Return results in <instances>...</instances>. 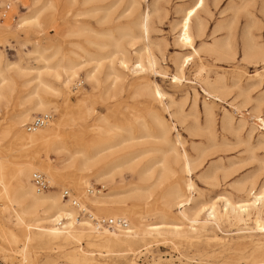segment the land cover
I'll use <instances>...</instances> for the list:
<instances>
[{
    "label": "rangeland",
    "instance_id": "obj_1",
    "mask_svg": "<svg viewBox=\"0 0 264 264\" xmlns=\"http://www.w3.org/2000/svg\"><path fill=\"white\" fill-rule=\"evenodd\" d=\"M57 1L59 9L58 13L56 12V23L43 19L39 27L23 25L22 19L33 10L32 0H21L23 7L14 6L12 12L7 13L5 21L0 23V52L3 53L4 61L13 68L11 70L13 92L10 103L0 105V163L4 166L5 182L0 181V264H25L23 261L25 257L31 260V264H76L71 259L75 254L80 258L107 264H122L124 259L117 255L114 249H100L89 245L85 238L64 245L45 244L37 236L44 231L43 227L17 225L15 222V214L21 213L23 208L12 200L18 184L14 170L27 163L40 166L39 170L48 176L51 183L47 191L61 194L64 189H70L97 218H110L114 216L113 213H117L119 217L131 215L135 222L134 217L139 213L145 217V222L153 223L162 221L161 215L156 211L166 208L161 195L165 188L163 186L155 192L154 199L151 200L153 203L147 206L140 207V203L135 198H131L133 200L129 199L127 204L118 205V209L113 207L107 212L98 211L86 199L87 196H93L89 194V188L77 184L76 179L80 176L77 163L69 160L67 154L56 153L52 148L40 150L26 148L27 146L23 145V140L18 136L21 130L25 131V134L29 132L25 126L21 127L19 122L24 119V110L31 106L30 102L33 100L30 101L29 95L36 86V81L33 80L35 75L33 68L38 62L35 60L34 44L41 43L53 49L62 46L66 51H70L79 50L75 45L77 42H86L84 44L89 47L90 52H98V48L87 43L90 39L97 40L96 34L78 37L69 32L68 26L64 25L60 18V11L66 0ZM195 1L157 0L155 8V0H143L140 12L145 10L151 12L149 40L125 42L127 52H130L128 55L131 63L136 61L138 50L149 43L151 51L158 57L159 70L165 74L163 72L155 74L152 71L133 74L125 70L124 78L113 84L115 78L107 79L110 62L106 60L97 86L87 81L83 68L69 88L62 87L56 79L49 78L48 83L54 88L63 89V92L46 95L51 103L48 114L52 118L48 123L49 126H45L42 128L44 130L39 132L51 138L58 135L59 140H66L75 146L79 144L81 137L90 139L91 134L86 128H96L97 117L101 114L111 116L115 127L120 126L125 129L133 123V115L136 113L141 114L150 123H152L151 115L164 117L171 124L176 125L173 135L182 138L180 149L192 162L191 174L182 172L177 165L178 172L175 176L176 180H181L179 182L182 185H185L183 181L188 178L193 181L195 190L192 195L194 198L192 207L226 194L239 200L246 196L245 193L238 191L242 184H250L253 181L258 184L264 182V130L258 128L251 137L248 130L252 123L251 119L256 120L258 116L264 118V78L262 82L255 78L257 73H263L256 46L259 44L264 48V0H220L217 4L214 0H206L204 9L199 12V20L204 23V34L196 38L197 53L179 44L177 27L178 21L184 15V9L194 5ZM103 4L113 6L114 10L108 25L102 28L97 22V17H79V20L87 22V25L89 24L97 32L116 25L122 27L133 25L136 16L128 18L123 15L127 7L126 1L107 0ZM96 5L90 3L82 7L76 6L73 11L77 12L81 8L91 9ZM70 19L74 24V18ZM192 30L197 34L196 20ZM115 36L119 37V33L116 32ZM103 40L105 41L103 37L99 39V41ZM113 43L112 39L111 46L101 52L114 54L117 49ZM253 53L254 57H252ZM190 54L193 59L185 67L181 82L175 83L173 76L177 73L176 63H180ZM82 56H85L84 52ZM119 57L121 54L117 59ZM74 58L82 59L79 56ZM115 66L117 67V62ZM204 78L216 80V84L222 89L216 92L221 96L220 98L205 93L207 86ZM149 82L152 85H159L165 93L166 105H164L167 109L152 96L149 90L142 89ZM221 91H224L223 94ZM196 92L199 93V105L195 108ZM205 101L213 105L215 123L211 128L204 115ZM85 105L94 108L95 112L86 115ZM258 105L259 110L256 111ZM237 107L247 114L249 123L239 130L237 126L241 114L237 113ZM225 111L234 116L236 130L223 128L222 118ZM44 114L32 111V119L25 124L32 122L38 116H45ZM7 127L11 128L12 133L4 137L3 130ZM120 133L129 136L127 130H121ZM137 143L142 145L130 147L129 144L127 149L117 153L119 156L125 155L123 162H132L131 154L134 152L137 155L141 149L151 147L155 150L142 159L134 161L151 162L153 158L156 160L163 157L159 149L168 150L167 145L152 140L148 143L140 140ZM140 169L141 166L138 171ZM124 174L123 182L120 177L117 178L119 186L139 182L138 173L133 170L126 169ZM90 182L92 189L109 191L108 182H97L94 178H91ZM102 184L106 187L104 188ZM172 210L171 218L167 220L176 221L179 209L175 207ZM39 211L42 214L43 208ZM189 212L193 213V208ZM31 219L28 214L24 215L25 223ZM210 222L207 231L203 233L204 236L194 239L191 243L173 241L171 236L160 238L152 236L147 242L134 246L127 253V258L129 260L133 258L135 264H264V212L259 218L253 215L246 224L228 220ZM26 232L31 235V240L26 243L27 249L24 253H16V246L10 243V236L14 233L24 243ZM214 235L223 240L207 238Z\"/></svg>",
    "mask_w": 264,
    "mask_h": 264
},
{
    "label": "bare ground",
    "instance_id": "obj_2",
    "mask_svg": "<svg viewBox=\"0 0 264 264\" xmlns=\"http://www.w3.org/2000/svg\"><path fill=\"white\" fill-rule=\"evenodd\" d=\"M32 1L34 6L33 10L22 19L23 25L39 27L43 19H47L51 23L57 22V10L59 9L57 0ZM105 1L107 0H83L82 2L79 0H66L60 11V18H62L63 24L68 26L69 32L72 35L78 37L92 33L97 35V40L90 39L87 43L98 48V52H90L88 50L89 47L84 44L86 42H77L75 45L79 50L70 51H66L62 46L53 49L52 47H45L41 43L34 44L35 60L38 62L33 68L35 72L33 80L36 81V86L29 95L31 98L30 101L33 100L30 102L31 106L24 110V119L19 122L21 127L25 126L27 129L29 123L25 124V122L32 119V111L45 113V116L49 115L48 111L51 107V103L48 101L46 95H57L63 92V89L54 88L49 84V78H54L61 83L62 87L69 88L83 68L86 72L87 81L97 86L100 82V74L104 68V61L106 60L110 62V72L107 73V79L115 78L113 84H116L118 80L124 78L123 73L125 70L133 74H142L147 71H152L155 74L163 72L159 70L158 57L151 51L149 43L138 50L136 55L137 58L134 63H131V59L128 55L129 51L127 52L125 46V42L133 43L137 40L148 42L149 40L151 31V12L150 10L140 12L143 0H121L127 3L123 15L128 18L136 16L132 26L122 27L116 25L113 28L108 27L97 32L90 27L89 24L87 25V22H81V20H79V17H97V22L102 28L108 25L111 22V15L114 13L112 14L113 6L103 4ZM214 1L215 4H217L220 0ZM18 2H21V0H18ZM90 3H96L97 5L91 9L81 8L78 9L77 12L73 11V8L76 6L82 7ZM156 3L157 0L154 2L155 8ZM205 4L206 0H196L194 5L184 9V15L177 24L179 29V44L183 48L192 49L195 53H197V49L195 48L196 38L202 37L204 34V23L199 20V12L204 9ZM71 17L74 18V24L70 19ZM194 20L197 21V34L193 33L192 30ZM116 32L119 33V37L115 36ZM102 37L105 38V41H99ZM112 39L114 40L113 45L117 51L112 55L102 53L101 51L111 46ZM257 47L260 65L263 66V73H257L255 78H258L259 81L262 82L264 78V48L259 44L256 48ZM49 51L52 52L48 53ZM83 52L85 56H82ZM119 54H121V57L117 59ZM74 56H79L82 59H75ZM252 57H254V53ZM192 59L193 57L190 54L184 57L180 63H176L177 73L173 76L175 83L181 82L182 73ZM116 62L117 67L115 66ZM12 69V66L4 61L3 53L0 52V105H8L10 103V96L13 92ZM204 83L207 86V89L204 90L207 95H213L215 98L221 97L216 94L221 88L216 84V80L212 81L210 78H207L204 80ZM142 89L149 90L152 96L163 104L164 108L167 107L164 103V99L166 98L165 93H163L159 85H152L149 82L143 86ZM223 92L221 91V94H223ZM198 95L199 93L196 92L194 98L195 108L199 105ZM84 108L86 115H91L95 112V109L88 105H85ZM236 110L237 113L241 114V119L238 121L237 126L239 130L248 126L249 123L246 118L247 114L243 113L239 107H237ZM255 110H259V105ZM204 115L211 128L215 123L213 105L206 101L204 102ZM133 116V123L125 129L120 126L115 127V123L111 116L99 115L97 117L98 123L95 125L96 128H86V131H89L91 134L90 139L86 140L84 137H81L82 139L79 141V144L77 143L75 146L71 145V143L66 140H59L58 135L55 138L41 135L39 132L43 131L44 129L42 128L45 126H49L48 124L29 132L27 129V135L24 133L25 131L21 130L18 136L23 140V145L27 146L26 148H35L36 150L52 148L56 153L67 154L69 160L73 163H77V170L80 172V176L76 179L78 185L86 186L90 190L92 189V183L90 182L91 178H94L97 182H108L110 184L109 191H94L92 193L93 196L86 197L89 203L98 211L107 212L113 207L118 209V205L127 204L128 200L131 198H135L140 203V207L144 205L147 206L153 203L151 200L154 199L155 192L164 186L165 188L161 195L166 208H160V211H156L157 214L161 215L162 221L153 223L145 222V217L136 213L134 222L131 215H129L131 217L128 218L129 216L119 217L117 213H113L114 216L110 218L124 219L128 223V226L126 228L117 229L109 227H102L99 229L89 218H80L79 210L69 200L64 198L62 193L59 194L47 190L39 191L33 182V173L36 172L35 170L43 174L45 173L39 170L41 169L40 166L34 163H27L20 165V167L14 170V175H16L18 184L12 200L23 208L21 213L15 214L16 224L43 227L44 231L37 236L45 244L64 245L76 239L85 238L89 245L100 249H114L117 255L124 259L122 264H135L133 258L131 260L127 258V253L137 244L147 242V239L152 236L156 238L171 236L173 241L191 243L194 239L204 236L203 233L207 231L208 226L211 224V220H215L216 222L222 220L238 221L239 223L246 224L253 215L259 218L261 213L264 212V182L258 184L254 181L250 184H242L238 188L239 192L246 194L245 197L239 200L234 199L230 194H226L219 197L217 196L218 198L214 200L211 199L209 202L199 203L192 207V203L194 202L192 195L195 190L193 181L190 178L185 181L182 180L183 183H185V185H182V183L179 182L181 180L178 181L175 179L178 172L177 165L180 166L179 168L182 172L188 175L192 173V162L188 155L180 149L182 138L180 139L179 135H173L176 125L174 126L166 118L160 117L159 115H151L152 123L148 122L141 114L136 113ZM234 120V116L228 111H225L222 118L223 128L228 130L235 129ZM251 120L252 123L249 126L250 129H248L250 137L258 128L264 130V118L258 116L256 120ZM121 130H127L129 136L126 137L122 135L120 133ZM11 133L12 130L10 127L3 130L4 137H7ZM140 140H145L146 143L151 140L160 142L163 145H167L168 150L163 151L159 149L163 157L157 158L156 160L153 158L151 162H141V160L134 161L135 159H142L155 150L151 149V147L150 149H141L137 155H135L134 152L131 154L132 162H123L125 155L119 156L117 153L127 149L129 144L131 145L130 147H136L139 146V144L142 145L141 143H137V141ZM47 163L49 164V162ZM140 166L141 169L138 171ZM126 169L138 173L139 182L119 186L117 178L120 177L123 182ZM3 177L4 166L0 163V181L2 180V182L5 183ZM48 180L51 183L49 178ZM103 187L105 188L106 185H103ZM120 189L122 190L119 191ZM78 200L82 206L87 208L80 198ZM175 207L179 209L178 218L176 217L177 220H167V218H171V210ZM40 208H43L42 214H40ZM192 208L194 212L190 213L189 210ZM25 214L32 217L27 223L24 222ZM94 218L98 221L108 219L103 217L97 218L95 216ZM84 219H88L91 222L82 221ZM207 238L219 241L223 240L217 235L213 237L207 236ZM30 240L31 235L28 232L25 233L24 243L18 239L16 234L12 233L10 236V243L16 246V253H24L27 249L26 243ZM163 241H165V239ZM71 259L76 264H107L105 262L80 258L77 254ZM23 261H25V264H31V260L28 257L23 258Z\"/></svg>",
    "mask_w": 264,
    "mask_h": 264
},
{
    "label": "built area",
    "instance_id": "obj_3",
    "mask_svg": "<svg viewBox=\"0 0 264 264\" xmlns=\"http://www.w3.org/2000/svg\"><path fill=\"white\" fill-rule=\"evenodd\" d=\"M17 6V8H22L23 5L18 2V0H0V23L4 22L7 13L9 14L12 12V7ZM51 116H38L36 117L31 123L27 125L28 131L36 130L37 128L43 127L49 123L51 120ZM33 182L35 186L38 188L39 191H45L50 188V182L47 176L41 172H34L33 173ZM95 189H90L89 194H92ZM98 191V190H95ZM63 197L69 200L78 210H79V217L89 218L96 224V226L101 229L102 227H109L113 229L117 228H126L128 223L124 219H114L108 218L98 221L94 218L92 213L84 206L80 204V201L77 197L73 194V192L66 188L62 191Z\"/></svg>",
    "mask_w": 264,
    "mask_h": 264
}]
</instances>
